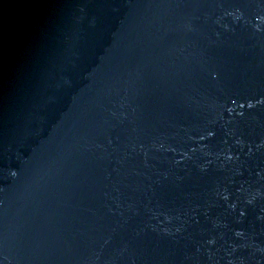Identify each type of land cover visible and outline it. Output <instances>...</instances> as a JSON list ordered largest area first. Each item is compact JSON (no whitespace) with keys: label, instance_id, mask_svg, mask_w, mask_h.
<instances>
[{"label":"water","instance_id":"1","mask_svg":"<svg viewBox=\"0 0 264 264\" xmlns=\"http://www.w3.org/2000/svg\"><path fill=\"white\" fill-rule=\"evenodd\" d=\"M0 264H264V0H0Z\"/></svg>","mask_w":264,"mask_h":264}]
</instances>
